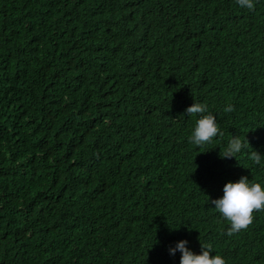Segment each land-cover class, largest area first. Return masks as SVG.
Masks as SVG:
<instances>
[{"label":"trees","instance_id":"obj_1","mask_svg":"<svg viewBox=\"0 0 264 264\" xmlns=\"http://www.w3.org/2000/svg\"><path fill=\"white\" fill-rule=\"evenodd\" d=\"M254 4L0 0V264H179L180 240L264 264V211L229 236L210 203L241 176L264 186ZM192 103L222 136L188 141ZM233 136L250 147L221 158Z\"/></svg>","mask_w":264,"mask_h":264},{"label":"clouds","instance_id":"obj_2","mask_svg":"<svg viewBox=\"0 0 264 264\" xmlns=\"http://www.w3.org/2000/svg\"><path fill=\"white\" fill-rule=\"evenodd\" d=\"M241 7L254 10V0H236ZM225 112L233 111L231 105L224 109ZM188 116H199L195 121V126L188 136V141L195 146H203L211 143L215 137L222 136L215 116L208 111V107L203 103H192L185 109ZM250 147L245 139L233 136L224 149L221 158H235L242 149ZM249 159L256 165H261L262 155L256 151H251ZM223 195L217 199L210 200L218 213L227 221L229 227L227 235L246 230L253 222L255 212L264 211V186L259 182H250L247 176H241L235 182H226L223 186ZM187 240H180L174 248H170L171 255L177 251L180 253L179 264H226L220 255H210L211 245H202L200 254L193 253L187 247Z\"/></svg>","mask_w":264,"mask_h":264}]
</instances>
